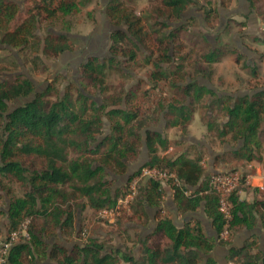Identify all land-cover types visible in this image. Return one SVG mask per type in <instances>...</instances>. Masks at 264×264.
<instances>
[{"label": "trees", "instance_id": "obj_1", "mask_svg": "<svg viewBox=\"0 0 264 264\" xmlns=\"http://www.w3.org/2000/svg\"><path fill=\"white\" fill-rule=\"evenodd\" d=\"M40 1L27 11L20 24L12 26L21 6L16 0H0V45L24 52L33 39L36 51L32 53L42 51L44 59L57 60L72 49L69 37L62 32L48 33L41 40L34 33L38 23L51 25L59 14H72L76 3L75 0ZM248 2L255 6L254 0ZM191 4L192 0H160L154 7L157 20L150 28L141 17L128 12L124 0H108L106 5V16L115 28L111 33L112 55L108 61L115 63L122 56L136 62L141 53V66L153 68L149 83L145 84L144 97L148 98L150 91L158 90L160 83H169L182 95V100L165 103L159 99L146 105L143 111L120 108L121 103L135 104L137 87L126 95H113L111 108L107 111L82 92L78 93V106L68 97L51 102L52 86L45 92L36 93L34 84L25 75L16 76L11 83L0 80V198L4 191L11 202L6 224L8 236L18 232L22 223L30 219L29 240L21 236V241L13 244L6 257L7 264H217L215 259L208 258L217 244H230L231 236L243 226L252 230L260 221L264 224V193L254 202L241 200L237 192L233 193L228 199L230 218H225L219 209V195L206 193L209 175L202 181L206 174L202 156L192 158L187 152L161 156L160 152L167 151L171 145L162 133L151 130L162 114L167 127H178L186 135L187 126L193 119V107L205 95H213L193 80L183 84L173 82L171 74L163 68L174 61L171 46L185 28H174L172 22H182ZM210 12H207L206 21ZM226 54L223 49L211 48L201 57L204 66L196 65L194 73L211 80L213 65L221 62ZM240 59L239 53L236 63ZM31 64L42 72L48 68L39 55L32 57ZM106 69L105 62L91 58L81 65L80 73L87 85L103 91ZM258 71V65L251 68L253 78L258 77ZM172 74L186 77L183 73ZM31 96L29 102L14 111L9 110L8 103ZM204 108L215 109L226 118L224 123H212L208 119L209 132L221 140L243 143L238 150L219 155L218 160L227 155L247 163L260 161L257 152L262 148L264 136V90L251 98L215 97ZM102 115L112 123V129L99 141V135L103 134ZM144 142L147 162L130 177L127 185L115 187L111 177L128 173L129 163L137 159L138 148ZM70 154L74 156L71 159ZM145 167L175 174L181 185L175 186L171 180L167 184L173 190V201L179 214H198L203 209L216 236H208L204 224L197 218L179 228L169 214H163L164 185L147 180L139 183L129 212L125 214L129 221L137 220L144 225L150 220L147 210H156L153 233L145 240H135L140 246L139 257L110 249L94 239L75 244L71 249L58 241L52 245L47 243L46 238L57 240L76 234V212L87 207L96 213L114 209ZM6 180L24 188V195L14 199ZM79 198L85 200L81 205L77 203ZM225 230H228L229 238L219 241ZM158 238L167 240L168 245L163 247L156 241ZM257 248L258 242L252 237L243 248L231 249L229 256L235 264H258L259 256L253 253Z\"/></svg>", "mask_w": 264, "mask_h": 264}, {"label": "rangeland", "instance_id": "obj_2", "mask_svg": "<svg viewBox=\"0 0 264 264\" xmlns=\"http://www.w3.org/2000/svg\"><path fill=\"white\" fill-rule=\"evenodd\" d=\"M16 1H18V4L21 6V11L12 26L20 24L27 16V11H30L34 6L41 3L40 0ZM67 1L71 2L72 0ZM75 3L76 6L72 14H59L58 19L51 24L52 26L48 23H38L34 33L36 36H39L41 40H44L48 33L62 32L69 37V43L72 45V49L61 55L57 60H46L43 57L42 51L32 53L36 51L33 49V39L30 41V47L24 52H20L21 50L18 49H8L0 45V80L11 83L16 76L21 77L25 75L34 83L36 93L45 92L52 86V95L49 97L51 102L56 99L68 97L78 106L76 100L78 98V93L82 92L92 101H95L99 107H105L107 111L111 108L110 98L113 95H126L133 88L137 87V100L135 104L127 105L126 103H121V105H119L120 108L132 110L139 108L143 111L146 105H151L153 101L157 102L159 99L165 101V103L176 99H183L182 95H180L174 87L172 88L169 83H160L158 90H152L149 92L148 98L144 97V93H146L145 84L149 83V76L153 68L151 65L141 66L143 55L139 53L136 62H130L128 58L122 56L115 63L108 61L112 55V44L109 36L110 33L115 30L114 26L112 27L110 21L104 16L106 15L104 10L108 0H75ZM254 3L255 6L252 7L248 0H192V4L188 10L193 11L187 15L188 18L185 16L183 22H172L174 23L172 25L174 28L185 27L183 31L180 32L175 44L171 46V55L175 57L174 61L169 65H163V68L171 74L172 81L175 83L181 82L182 84L191 80L197 82V77L199 76L194 73V68L196 65L199 67L204 66L201 61L202 55L207 53L211 48H220L227 54L224 57L225 60L221 61L223 62L222 65H213L214 75L211 81H213L214 86H218L221 80H223L225 85L227 78L224 77H227V74L235 78V76H238L239 72L242 71L243 73L241 76L244 78L239 79L240 84L246 85V88H251L253 90L264 87V67L259 66V59L257 61L256 58L248 59L244 54H241L240 52L243 46L239 47L236 41V37L238 36L245 37L248 32L246 26L247 22L253 15L264 20V0H254ZM124 4L128 12H132L141 17L148 28L153 27V24L157 20L154 7L160 4V0H124ZM222 8H229L234 12L226 16ZM209 11H211L210 16L206 21L205 17ZM199 17H201V19H199ZM243 24L245 26H243ZM252 32L253 31L250 30V33ZM257 33H259V37L262 39L256 36H248L246 39H243V43L248 51H256L263 57L260 58L263 60L264 30L258 31ZM42 47L43 45H41V48ZM231 50H234V52L230 53L229 51ZM239 53L241 59L239 63H236V56ZM90 54L96 55L98 60L106 63V83L103 91L93 89L87 85L79 71L80 65L86 61ZM38 55L48 66L45 72L33 68L31 64L32 57ZM38 64L40 67L43 65L42 62ZM255 65H258V74H262L261 77H252L251 68ZM174 72L183 73L186 77L181 78L178 74L173 76L172 73ZM215 97L217 96H211L210 94L205 95L203 100L193 107L194 115L191 123L187 126L186 135H183L178 127H167L165 117L161 114L158 123L151 129L162 133L164 137L168 139L172 150L169 151L168 149L167 151H161L160 155L174 156L180 152H187L188 156L192 158L201 155L206 173L214 172L216 167L220 168V170H238L239 168H243L247 173L257 176H259L257 174L258 171H261L262 176H264V136L261 141L262 148L257 152L260 161L254 160L251 163H247L234 160L227 155L219 160V156L215 157L214 153L216 151L223 154L225 147L227 149L226 151H234L242 147L243 144L242 142H231L226 139L221 140L208 131V119H210L212 123H224L226 121V118L215 109H211V114L206 117L210 109L204 108V104L212 101ZM32 98L33 96L8 103L9 110L14 111L16 108L29 102ZM102 116L104 122L102 128L103 134L99 135V141H102L109 135L112 129V123H110L104 115ZM193 137L200 139L201 142L193 140ZM143 139L145 140L144 132ZM73 157L72 154L69 155L70 159ZM147 160L148 152L146 148H144L143 143L138 148L137 159L132 160L129 164L131 166L136 164L134 171L137 172ZM111 178L113 179V177ZM128 181L123 180L122 183L117 186H125ZM254 182L256 185L258 180ZM5 184L11 186L14 199L24 195V188L20 185L12 183L10 180H6ZM243 189L244 191L240 194V199H248L251 202L260 200L264 193V189L254 188V186H245ZM259 189L262 191V194L259 192ZM1 196L0 235L2 237H7L6 224L11 202L8 200L6 192L3 191ZM84 201V199L79 198L77 203L81 205ZM127 211V209H123L120 215L112 220L113 218H102L98 213L87 207L84 211L80 210L75 213L76 234L73 236H61L57 240H49V238H46V241L49 245L58 241L68 249H71L75 244H83L88 242L89 239H94L110 249L123 250L138 257L140 250L138 251L139 253L136 251L138 245L136 244V239H133L137 234L131 232L129 226L131 222L136 223L138 221H129L125 217ZM193 218H198L204 223L206 226L205 228H208V236H216L212 229V225L209 227L211 221L204 215L203 209H201L197 215H181L177 212L173 221L179 228H182L185 222H190ZM29 221L30 219H26L22 223L19 231L24 227L28 229ZM110 221H112V223ZM119 222H121V224H119ZM259 223L261 228L264 229V224L261 221ZM148 224L149 223H146L145 225L148 226ZM258 227L259 224L253 229H257ZM99 230L104 232L105 235L98 232ZM152 230L153 229H151V231ZM250 230L251 229L247 226L239 228L231 236L230 244H217L211 254L222 256L225 253V249L230 246H235L234 248H243L244 244L249 239L243 242L242 238L245 233L250 232ZM21 236L22 234L19 236L18 241H21ZM254 239L257 242L259 241L257 237H254ZM156 241L163 247L168 245L167 240L164 238H158ZM262 249L264 250V246L261 248L258 242V248L253 251L254 254L259 256L258 264H264V252ZM235 263L236 262L227 255L225 264ZM120 264L123 263L120 262Z\"/></svg>", "mask_w": 264, "mask_h": 264}, {"label": "crops", "instance_id": "obj_3", "mask_svg": "<svg viewBox=\"0 0 264 264\" xmlns=\"http://www.w3.org/2000/svg\"><path fill=\"white\" fill-rule=\"evenodd\" d=\"M222 10H223V12H224V14L226 16H228L230 14H233V12H234L232 9H229V8H222ZM104 11L106 13V8H105ZM104 16H106V15H104ZM105 18H107V16ZM241 22H244V21H241ZM263 22H264L263 19L257 17L256 15H253V17H251L249 19V21L247 22L246 26H247V31L248 32L246 33L245 37H241V36L236 37V41L238 43V46L239 47L243 46L240 53L244 54L245 57L248 58V59L256 58V61H257L261 57V55H259L256 51H248V49L244 46L243 39H246V37H248V36L259 37V33H257V32L264 30V23ZM250 30L253 31V32L250 33ZM254 32H256V33H254ZM259 38L262 39L261 37H259ZM222 60L224 61L225 58H223ZM258 62H259V66H263L264 67V59L263 60L259 59ZM222 63L223 62H219L216 65L220 66V65H222ZM230 63H231V61H230ZM263 70H264V68H263ZM242 73H243L242 71L239 72V75L238 76L236 75L235 78H232V77L228 76L229 74L226 75L227 77H224V75H223L224 78H227V82L225 83V85L223 83V80H221V82L219 81L218 86H214L213 85V81H211L212 79L211 80L204 79L201 76L197 77V82H198L199 86L204 87L208 91H210L213 94L211 96H217L218 98H224V97H231V98H234V99L239 98V97H249V98H251L257 92L264 90V87H261V88L253 90L251 88H246V85L240 84V80L239 79L240 78H244V77L241 76ZM261 76H262V74H258V77H261ZM210 102H208V103H210ZM208 103H205L204 105H207ZM209 114H211V109L209 110V113H208L207 116H209ZM193 138H194L193 140H196L197 142H201L200 139H197L196 137H193ZM171 150H172V148H169V151H171ZM226 150L227 149L225 147L224 150H223V154H224V152H227ZM210 153H211V150H210ZM214 154H215V157H217L219 155H222L218 151H216ZM130 168H131L132 171H134V168H136V164H134L132 166L129 164V169ZM239 169L243 173L251 176L250 182H251V186H254V188H259V186L263 183L264 176H262L261 171H258L257 174L259 176H257L255 174L253 175V174L247 173V171L245 169H243V168H239ZM219 170H220V168L216 167V169L214 171H219ZM222 170H225V169H221L220 171H222ZM112 177H113V180L115 182V187H118L117 185L121 184L123 180L128 181L125 175L124 176H112ZM255 180H258V183L256 185H255V182H254ZM164 190L166 192L165 193L166 195H165V199H164V201L162 203L163 214H167L168 213L171 216V218L173 219L174 216L178 212L177 207H176V205H175V203L173 201V191H172L170 185L167 184V183L164 185ZM259 192L262 194V191L260 189H259ZM147 212H148L149 218H150V220L148 222L149 223L148 226H146L145 224L143 225L139 221L136 222V223L135 222H131L130 223L129 226H130L131 232L137 234V235H135L136 238L134 237L133 239L140 238L141 240H145L155 230L156 221L154 220V216L156 214V210L155 209H148ZM98 214L100 215V212ZM193 219H195V218H193ZM110 222L112 223V221H110ZM151 229H153V230L151 231ZM98 232L103 233V235H105L104 232H102L101 230H99ZM252 237L259 238L258 242L260 244V247L262 248L264 246V229L261 228L260 223H259V227L257 229H253V230H250V232H246L244 237L242 238V241L245 242L246 240L251 239ZM139 250H140V246L138 245L137 248H136V251L138 252ZM262 251L264 252L263 249H262ZM226 257H227V253L226 252L222 256L213 255V259H215L218 264H225Z\"/></svg>", "mask_w": 264, "mask_h": 264}, {"label": "built area", "instance_id": "obj_4", "mask_svg": "<svg viewBox=\"0 0 264 264\" xmlns=\"http://www.w3.org/2000/svg\"><path fill=\"white\" fill-rule=\"evenodd\" d=\"M250 179L251 176L243 173L240 169L210 172L208 178V190L206 193H215L219 195V209L225 218H230V205L228 201L229 197L235 192H237L239 195L243 193L242 187L251 186ZM147 180H155L162 183L163 185L171 180L173 185H181L180 181L173 173L161 171L157 168H142L140 174L133 179L125 197L118 200V204L114 209L101 211L100 216L106 219L113 218L112 220H114L120 215V212L123 209H127L129 211V204L136 195L139 183ZM259 188L261 190L264 189V180ZM21 234L26 239L30 238L26 227H24L21 231L13 233L7 237H2L0 235V264H7L6 257L13 244L18 241V238ZM228 238L229 232L228 230H225L220 235L219 241H226Z\"/></svg>", "mask_w": 264, "mask_h": 264}, {"label": "water", "instance_id": "obj_5", "mask_svg": "<svg viewBox=\"0 0 264 264\" xmlns=\"http://www.w3.org/2000/svg\"><path fill=\"white\" fill-rule=\"evenodd\" d=\"M192 11H193V10H188V11L184 14V16L187 17V15H188L189 13H191ZM199 19H201V17H199ZM9 49H10V48H9ZM151 130H152V129H151ZM144 148H146V150H147V145H146L145 142H144ZM135 170H136V169H135ZM138 170H139V169H138ZM134 172H135V171H132L131 168L128 170V173L125 175L126 178H127V180H129L130 177L133 176ZM208 175H209V173H206V174L204 175L202 181L205 180V179L208 177ZM202 181H201V182H202ZM176 211H177V210H176ZM194 215H197V214H194ZM203 224H204V223H203ZM205 227H206V226H205ZM209 227H211V224H209ZM206 230H207V232H208V228H206ZM234 247H235V246H230V247H228V248L225 249V252L227 253V255H229L231 249H233ZM208 258H213V255L210 254V255L208 256Z\"/></svg>", "mask_w": 264, "mask_h": 264}, {"label": "flooded vegetation", "instance_id": "obj_6", "mask_svg": "<svg viewBox=\"0 0 264 264\" xmlns=\"http://www.w3.org/2000/svg\"><path fill=\"white\" fill-rule=\"evenodd\" d=\"M18 2V1H17ZM184 17V19H185V16H183ZM187 18H188V16H187ZM183 19V20H184ZM183 22V21H182ZM111 24V23H110ZM111 26L113 27V25L111 24ZM56 34H59V33H56ZM109 39H110V41H111V33H110V36H109ZM2 46H4V45H2ZM5 47H7V46H5ZM8 49L10 48V47H7ZM11 49V48H10ZM65 54V53H64ZM63 55V54H62ZM91 58H98L96 55H89L88 57H87V59H86V61H88L89 59H91ZM260 58H263L262 56L260 57ZM259 58V59H260ZM261 60V59H260ZM86 61H84L81 65H83ZM81 65H80V69H81ZM80 69H79V71H80ZM25 77H27V76H25ZM28 78V77H27ZM29 79V78H28ZM30 80V79H29ZM31 82H32V80H30ZM33 83V82H32ZM34 84V83H33ZM35 86V85H34ZM153 131V130H152ZM157 132H159V131H157Z\"/></svg>", "mask_w": 264, "mask_h": 264}]
</instances>
